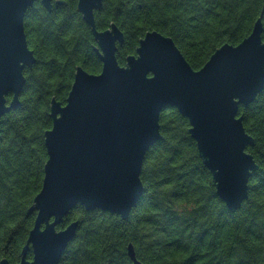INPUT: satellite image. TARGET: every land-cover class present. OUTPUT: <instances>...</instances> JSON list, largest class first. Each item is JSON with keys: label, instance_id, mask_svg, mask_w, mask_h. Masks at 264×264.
<instances>
[{"label": "trees", "instance_id": "trees-1", "mask_svg": "<svg viewBox=\"0 0 264 264\" xmlns=\"http://www.w3.org/2000/svg\"><path fill=\"white\" fill-rule=\"evenodd\" d=\"M37 1L25 17V32L36 64L25 70L21 106L2 118L0 131V262H20L36 213L47 162L45 132L52 128V98L62 104L77 67L99 74L93 34L77 10L78 0ZM264 0H104L95 12L98 31L115 23L125 42L121 66L136 54L150 31L171 37L194 70L224 44L238 45L260 17ZM264 26V16L262 18ZM264 41V32H263ZM248 147L258 170L241 209L230 212L189 134V121L176 109L161 113L162 139L150 149L141 180L145 192L129 218L78 205L58 229L78 221L75 239L60 264H132L133 244L143 264H264V91L240 108ZM27 259L32 260L29 252Z\"/></svg>", "mask_w": 264, "mask_h": 264}, {"label": "water", "instance_id": "water-1", "mask_svg": "<svg viewBox=\"0 0 264 264\" xmlns=\"http://www.w3.org/2000/svg\"><path fill=\"white\" fill-rule=\"evenodd\" d=\"M37 1L0 0V131L2 118L21 106L25 70L36 64L25 17ZM40 2L48 11L53 3L66 5L63 0ZM103 2L78 0L102 70L91 74L77 67L66 103L51 100L48 159L31 208L36 219L16 264H60L79 222L58 227L78 205L129 218L145 192L144 161L162 139L160 116L168 109L188 119L189 134L230 212L248 199L250 179L258 170L247 151L254 138L246 132L240 108H248L264 91V7L247 38L236 46L222 45L194 70L174 40L158 31L146 33L136 54L121 66L117 52L125 42L123 32L115 23L105 31L96 28L95 12ZM127 250L132 264H143L133 244ZM0 264L12 263L3 259Z\"/></svg>", "mask_w": 264, "mask_h": 264}, {"label": "flooded vegetation", "instance_id": "flooded-vegetation-1", "mask_svg": "<svg viewBox=\"0 0 264 264\" xmlns=\"http://www.w3.org/2000/svg\"><path fill=\"white\" fill-rule=\"evenodd\" d=\"M58 230H60V229H58ZM30 260V259H29Z\"/></svg>", "mask_w": 264, "mask_h": 264}]
</instances>
